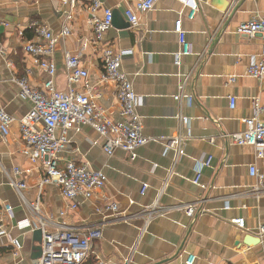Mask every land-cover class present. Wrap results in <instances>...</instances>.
<instances>
[{"label": "crops", "instance_id": "obj_1", "mask_svg": "<svg viewBox=\"0 0 264 264\" xmlns=\"http://www.w3.org/2000/svg\"><path fill=\"white\" fill-rule=\"evenodd\" d=\"M100 1L97 15L108 7L115 18L104 40L115 51L125 52L121 67L140 99L141 132L149 141L131 159L120 149L106 154L102 140L87 124L68 131L69 144L62 159L86 164L106 176L105 185L89 199H80L78 208L72 210L55 184L38 189L41 171L22 154L18 124L12 125L6 138L0 134V209L4 204L12 207V217L4 218L6 233L0 236V247L9 251L0 255V264H32L40 255L42 236L37 220L8 184L6 172L12 175L14 168L18 169L15 179L26 185L25 200L36 203L40 215L55 223L49 230L57 224L100 227L101 236L91 242L93 262L98 257L103 264H123L127 258L128 264H186L192 254L196 257L193 264H264V233L258 231L264 224V193L258 199L250 193L255 180L249 175L251 165L263 171L264 160L255 156L251 146L221 137L244 129L243 119L252 113L253 98L264 104V80L246 73L251 58L259 56L264 34L236 33L239 24L264 14V0H196L198 11L193 19L179 0H157L144 13L135 9V0ZM89 4L90 0H77L70 9L63 0H0V106L8 114L19 119L32 105L19 96L17 79L26 78L32 88H42L48 77L24 50L25 43L34 38V32L27 37L32 24L43 23L57 36L71 12L70 34L57 38L55 87L68 89L64 53L77 55L89 83L97 86L98 106L109 119H120L115 85L101 81L104 66L88 23ZM127 9L137 16L135 26L127 20ZM179 18L191 53L175 64L179 43L174 22ZM230 77L234 82H229ZM183 81L185 92L194 100L180 106L174 95ZM73 86L77 91L83 88L81 82ZM229 96L235 97L234 108L229 107ZM179 110L190 120L180 130L183 154L174 163L175 148L166 149V142L179 132ZM208 157L209 165L201 170L202 188L192 178L196 163ZM143 185L147 187L141 193ZM198 200L201 203L193 216L180 207ZM111 203L117 212L105 209ZM156 203L170 209L151 220L142 234L141 217L116 218L137 214ZM238 217L245 221L243 229L230 223ZM13 239L20 243L17 254Z\"/></svg>", "mask_w": 264, "mask_h": 264}, {"label": "built area", "instance_id": "obj_2", "mask_svg": "<svg viewBox=\"0 0 264 264\" xmlns=\"http://www.w3.org/2000/svg\"><path fill=\"white\" fill-rule=\"evenodd\" d=\"M179 1L189 8L188 18L193 19L198 11L196 0ZM63 2L68 3L70 9H73L77 0H63ZM156 2L157 0H135L134 6L136 10L144 13L151 10ZM101 8L102 2L100 0H90L88 23L94 34L93 43L100 47L101 60L104 66L101 81L111 82L115 85L120 116L118 121L109 119L102 108L98 106L99 91L97 86L89 83L88 72L86 69L80 68L77 55L64 53L68 89L62 91L55 87L57 66L54 54L57 38L70 34L71 12L66 14V22L57 36L43 23L32 24L34 38L25 43L24 50L34 58L35 64L40 66L48 77L42 88H32L26 78L16 80L19 96L22 99L30 100L32 103L29 112L16 119L0 106V134L2 137L6 138L12 125L18 124L20 137L24 144L22 154L31 163L36 164L41 171L38 189L41 191L44 185L55 184L72 210L78 208L80 199H89L95 190L101 189L105 185L106 176L101 171L88 168L86 164H77L72 159H62L61 153L69 144L68 131L79 130L81 125L87 124L102 140V149L106 154L111 155L115 150L120 149L128 152L131 159H135L136 150L149 141V138L141 132V117L137 112L140 99L133 90L128 74L121 67L125 52L115 51L104 40V34L112 27V10L104 7L102 15L98 16L97 11ZM125 15L131 26L137 24V16L132 10L127 9ZM174 32L178 36L179 43V51L174 54V63L179 64L181 56L191 53V44L186 40L180 18L174 22ZM236 33L250 36L264 34V14H255L249 20L239 24ZM202 56L203 53L199 57ZM246 73L252 78L264 80V43L261 46L259 56L251 58ZM80 82L83 84V88L81 91H77L73 84ZM229 82H234V78L230 77ZM185 89L186 83L183 81L174 95V100L180 106L184 101L190 105L194 100V96L186 93ZM228 99L229 107L234 108L235 97L229 96ZM251 106V115L243 119L244 129L233 133H223L221 137L237 145L251 146L255 156L264 160V104L253 98ZM176 118L179 132L174 138L166 142V149L168 147L175 148L174 163L183 154L184 137L180 130L190 120L180 110L176 114ZM38 125L40 128L37 127ZM211 140L213 141L214 138ZM210 160L211 157H208L205 161L196 163L195 174L192 178L193 184L205 188V185L200 182L201 170L204 166L209 165ZM172 171L173 169L170 170V172ZM11 173L12 175L6 172L8 184L16 191L23 203L29 207L37 220L38 228L41 230L40 255L32 264H103L98 257L93 262L90 253L91 242L101 236L100 227L79 226L73 228L57 224L53 231L49 230L47 227L55 223L40 215L36 203H28L25 200L23 189L26 185L23 181L15 179L18 169L14 168ZM249 175L255 180L250 193L258 199L264 193V170L259 171L256 166L251 165L249 166ZM146 187V185L142 186L141 193L145 191ZM199 203L201 200L180 207L188 216H193ZM105 209L117 212L115 203L105 206ZM169 209L168 207H159L156 203L151 208L144 209L137 214L119 215L116 218L126 220L136 216L141 217L144 220V226L140 231L142 234L151 220L156 216L163 215ZM11 217L12 207L4 204L0 209V236L6 233L4 218L10 219ZM230 223L238 229H243L245 226L244 219L240 217L231 219ZM19 225L21 224L19 223ZM258 231L260 234L264 233V224L259 225ZM11 243L14 253L17 254L20 243L16 239H13ZM195 259V255L190 254L185 263L193 264ZM129 261L130 258H127L123 264H128Z\"/></svg>", "mask_w": 264, "mask_h": 264}, {"label": "trees", "instance_id": "obj_3", "mask_svg": "<svg viewBox=\"0 0 264 264\" xmlns=\"http://www.w3.org/2000/svg\"><path fill=\"white\" fill-rule=\"evenodd\" d=\"M32 36H33V31L27 35L28 38H31ZM7 251H9V248L0 247V255L6 253Z\"/></svg>", "mask_w": 264, "mask_h": 264}, {"label": "water", "instance_id": "obj_4", "mask_svg": "<svg viewBox=\"0 0 264 264\" xmlns=\"http://www.w3.org/2000/svg\"><path fill=\"white\" fill-rule=\"evenodd\" d=\"M113 23H115V18H114V15H113V19H112V24ZM41 230H39V232H40ZM40 234H41V232H40Z\"/></svg>", "mask_w": 264, "mask_h": 264}]
</instances>
